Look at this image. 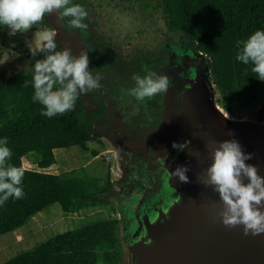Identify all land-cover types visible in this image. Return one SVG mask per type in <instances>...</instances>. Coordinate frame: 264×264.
I'll use <instances>...</instances> for the list:
<instances>
[{
	"label": "trees",
	"instance_id": "trees-1",
	"mask_svg": "<svg viewBox=\"0 0 264 264\" xmlns=\"http://www.w3.org/2000/svg\"><path fill=\"white\" fill-rule=\"evenodd\" d=\"M141 1L146 9L159 12L166 31L185 35L189 46L207 59L209 76L226 110L230 111L234 103L244 107L251 104L260 79L251 71L252 65L236 60V55L242 47H238L239 41L264 30V0ZM4 27L0 25V29ZM27 54L30 52L25 50L20 57L24 59ZM4 66L5 72H0V139L6 137L12 151L7 163L24 170V197L9 198L0 205V237L54 203L66 213L93 206L112 207L120 194L113 188L110 173L105 178L91 176L80 166L56 174L22 165V159L31 155L38 168H46L55 162L54 149H87V143L100 141L92 119L100 125L98 117L103 107L86 114V102L78 97L67 113L43 116V106L32 99L34 63H22L19 68L12 63ZM90 152L97 155L95 150ZM120 224L118 218H112L60 232L2 264H121Z\"/></svg>",
	"mask_w": 264,
	"mask_h": 264
},
{
	"label": "water",
	"instance_id": "water-1",
	"mask_svg": "<svg viewBox=\"0 0 264 264\" xmlns=\"http://www.w3.org/2000/svg\"><path fill=\"white\" fill-rule=\"evenodd\" d=\"M52 14L56 20V14ZM58 26L61 27L59 23ZM183 48L184 55H181L187 59L185 64L180 59L179 65L175 66L172 56L167 61L169 69L172 65L170 74H166L171 81L167 94L158 95L157 100L147 104L150 120L146 123L151 124L147 127V136L128 140L123 131L120 138V146L127 152L124 165L142 163L147 167L145 172L150 179L144 189H135L129 199L117 204L122 227L123 264H264V233L245 235L243 226L225 227L217 218L222 207L219 195L212 196V187L201 182L206 178V168L212 163L213 149L218 142L231 139L237 140L246 154H252L246 163L256 166L258 174L264 177V110L258 115L263 120L242 122L226 118L219 106H210L205 96L209 89L200 82L195 84L194 76L187 75L192 66L197 72L209 75L207 65H203L204 56L186 44ZM260 82L263 91L264 81ZM85 113L88 114L87 109ZM92 122L96 129L106 131ZM188 141L190 144L183 151L173 147V142ZM210 145V152L206 153ZM150 147L153 149L146 154L145 149ZM130 154L136 155L130 157ZM170 155H174V165L164 160ZM157 161L162 166H157ZM178 166H187L189 182L171 177V172ZM158 169L169 171L171 189L183 191L178 199V195L168 194L172 199L169 197L164 207L159 202L166 198L153 192L154 174ZM243 182L249 181L244 178ZM146 187L152 188L151 193H144ZM190 191L193 194L188 195Z\"/></svg>",
	"mask_w": 264,
	"mask_h": 264
},
{
	"label": "rangeland",
	"instance_id": "rangeland-1",
	"mask_svg": "<svg viewBox=\"0 0 264 264\" xmlns=\"http://www.w3.org/2000/svg\"><path fill=\"white\" fill-rule=\"evenodd\" d=\"M71 3L79 4L87 11L88 15L82 23L85 25V28L89 30V32L92 33L94 31L97 32L98 35H102L101 39L106 42L105 44H107V46L102 52H100L101 48L98 45H95V43L92 44L89 37L79 39L72 36L75 29L69 28L68 25L70 18L68 17L62 19L65 27L69 30L65 34L64 42L70 47L73 54L77 56H79L82 51L88 52L90 62L89 70L93 71V75L96 74V70L93 67L94 65L97 66L101 63L107 64L103 70L107 72L104 76V78L107 79H101L100 83L102 87L98 92L106 101L107 96L112 99L108 101L112 108L117 107V101L114 97H125V99H123L124 104H126V107H123L124 116L131 120L130 132L127 137L128 140H134L147 136V127L151 125L150 123H146L150 120L147 112V104L150 100L146 98L143 102H140L128 94V90L135 86L133 76L140 75L143 77L150 72L170 74L172 65H170V69L166 66L168 65L167 61L169 60V56H172L171 61H173L175 66L179 65L177 63L180 62V59L182 60V63L185 64L187 59L181 54L183 53L184 55L185 50L183 47L185 44L186 46H189L188 39L183 34H168L165 29V23L159 12L157 10L152 11L150 9H146L141 0H131L128 2H122L120 0H71ZM46 18L50 23L53 22L51 16L47 15ZM54 28L55 26L53 25V28L49 29L51 30ZM50 30L47 29V31L51 32ZM33 36L38 38L39 34L37 35L33 32L32 28L24 33H18L15 36H10L9 30L6 27L0 29L1 73L3 72L2 67L4 64L12 63L13 65H16L15 68H19L22 66V63L30 61V55L28 57H24V59L20 56L22 52L28 48L27 42H31V39L33 41ZM92 45L94 49L91 52L90 49ZM188 51H190V48ZM96 52L98 53V57ZM104 53H107L108 56L111 57L110 61H106L103 56ZM138 53L140 55L137 59L139 64L146 63L145 71L142 70L141 65L138 66L137 63L134 64L132 61ZM40 59H44V57L37 58V60ZM203 60V65H207V59L204 57ZM131 63L134 64V68L135 65L138 66L136 67L137 71L132 69L133 66L131 67ZM181 69L182 68H180V70ZM187 75L191 77L194 76L193 78L196 80L195 84L200 82L202 86L204 85L207 89H209V92H206L205 96L206 101H208L210 106L221 107L236 121H261L262 118L258 117L259 113L264 110V90L262 91V87L260 85L261 82H259L256 98L250 105L244 107L239 103H234L231 106V110L228 111L225 109L221 101V97L216 86L212 85L213 83L211 82L209 75L204 74L202 71L197 72L193 66L189 69ZM111 82L118 85L120 93L118 92L117 95L110 92L106 86V84H109V87H112L114 84ZM158 97L159 96H156L151 99L153 100L152 102L157 100ZM168 97L169 95L165 97V106L167 105ZM110 138L112 139L113 137L110 136ZM87 146V150L82 149L79 146L55 149V162L52 164L49 171L46 172L51 171L54 173H62L70 169L80 167L83 165L82 162H84L85 170L89 175L105 178L108 173H111L112 166L114 164V153L112 149H110L109 144L105 142L87 143ZM191 146H195L193 140L191 141ZM115 149L118 148L116 147ZM152 149L153 148L151 147L146 148V154ZM210 149L211 145L205 152H210ZM91 150H95L97 155L93 156L90 152ZM121 153V155H124V153L127 152L121 150ZM135 155L136 154H130V157ZM172 158H174V155H170L169 158L164 160L167 163L174 165L175 161ZM144 163L145 162H143V164ZM141 164L142 163H134L130 166H138L143 177L150 180L145 172L147 167ZM22 165L28 169L39 170V168L33 163L31 155H27V157L22 159ZM158 165L162 166L160 161H157V166ZM168 172L169 171L166 172L162 169L159 171L158 169V172L154 174L155 184L153 186V192L166 198V200L159 202V204L163 207L167 206V202L169 201L170 196H168V194L171 193L178 195V199L183 192L181 190H174L170 188L172 178L170 176L168 178ZM182 187L183 186H181V189H184V187ZM168 188H170L171 191H169ZM151 189L152 188L149 189L146 187L144 193H151ZM167 190L169 193H167ZM163 193H167V195H163ZM189 194H193V191H190V193L188 192V195ZM210 194L216 197L218 193L213 191L212 188ZM159 197L161 196H157V198ZM163 197H161V199H163ZM170 198L172 199V197ZM171 203L172 202L170 200L169 204ZM112 204V207L96 206L74 213L63 212L58 203L50 205L46 209L36 213L25 225L0 237V264L4 263L17 253L34 247L60 232L77 228L90 222L104 221L116 217L118 218L117 202L112 201ZM119 231H121V229H119ZM118 249L123 253L121 244H118ZM122 253L121 255L123 258Z\"/></svg>",
	"mask_w": 264,
	"mask_h": 264
},
{
	"label": "clouds",
	"instance_id": "clouds-1",
	"mask_svg": "<svg viewBox=\"0 0 264 264\" xmlns=\"http://www.w3.org/2000/svg\"><path fill=\"white\" fill-rule=\"evenodd\" d=\"M54 11L59 13L60 19L70 18V29L85 27L82 21L87 11L79 4H72L71 0H0V25L8 28L10 36H15L28 31L43 20L45 14ZM54 37V33L44 31L34 44L27 42L33 57L38 53L46 56L34 64L32 99L43 106L41 115L49 118L72 110L79 95L102 87L103 78L100 72L93 75L89 70L87 51L76 56L68 48L57 50ZM238 47L236 60L251 64V71L264 81V30H256L246 40L239 41ZM133 80L135 86L128 94L140 102L167 94L171 83L168 75L155 72L143 77L134 75ZM189 144L190 141L173 142V147L183 151ZM11 156L7 138L0 139V205L9 198L24 197L21 186L24 170L7 163ZM251 156L235 139L218 142L212 152V163L205 170L206 178L201 182L218 193L222 207L217 218L225 227L243 226L245 235H259L264 233V177L258 174L256 166L246 163ZM187 171V166H178L171 177L187 183ZM244 178L249 182L245 184Z\"/></svg>",
	"mask_w": 264,
	"mask_h": 264
},
{
	"label": "flooded vegetation",
	"instance_id": "flooded-vegetation-1",
	"mask_svg": "<svg viewBox=\"0 0 264 264\" xmlns=\"http://www.w3.org/2000/svg\"><path fill=\"white\" fill-rule=\"evenodd\" d=\"M120 1H122V0H120ZM107 5H109V4H107ZM54 13L56 14V17H57L56 20L54 19L53 14H50V15L45 14V17L43 19H45L47 21V24L37 23V24L32 26V31L35 32L37 35L38 34L41 35L44 31H47V29L50 30L49 28H53V25H54L55 28L51 29L50 31L55 34V40L57 42V50H61V49H65V48L70 49V47L68 45H66V43L64 42L65 34L69 30L65 27V24L62 22V19L59 18V13L56 11H54ZM47 15L51 16V19H53L52 23H50L47 20V18H46ZM58 23L60 24L61 27L58 26ZM167 33L173 34V33H170L168 31H167ZM72 36H75L76 38H79V39L89 37L91 39L90 42H92V44L95 43V45H98L101 48L100 52H102L103 49L107 46V44H105L106 42L101 39L102 35H98L97 32H94V31L91 33L85 27L80 28V29H75V32L73 33ZM35 37L36 36H33V41L31 39V42L33 44L35 43V40L37 39ZM93 49H94V47L92 45L90 51L92 52ZM26 50H28L30 52L29 47ZM96 54L98 57L97 52H96ZM29 55H30V61L33 62L34 64H35L38 57L46 58L44 53H38L35 57H33L31 52H30V54H27V56H29ZM73 55H75V54H73ZM103 56L106 59V61L111 60V57L108 56L107 53L106 54L104 53ZM139 57H140V55L138 53V55H136L135 59L132 61L134 64L137 63L138 66L141 65L142 70L145 71L146 63L139 64V62L137 60ZM133 63H131L130 65H131V67L133 66L132 67L133 70L137 71L136 67H138V66L135 65V68H134ZM4 65H6V64H4ZM4 65H3V67H5ZM105 66H107L106 63L105 64L101 63V64H98L97 66L96 65L93 66L94 69L96 70V72L101 73L104 80L107 79V78H104L105 74L107 73L106 71H103L105 69ZM98 68L100 69V71ZM3 72H5V71H3ZM111 83L114 84L113 82H111ZM106 86L110 90V92H112L113 94L117 95L118 92L120 93L118 85L114 84L112 87H109V84H106ZM99 90L100 89L92 90L88 93L79 95V97L82 98L83 101L86 102V104H84V106L88 110V112L89 111H97L98 112L100 109L99 106L101 105L103 107L101 110V113L99 114L98 120L100 122L99 126H101L102 129L106 130V131L105 132L100 131V130L95 128L96 131L99 132V138H100V141H95V142H97V143H102V142L108 143L109 146H111V149H112V145L114 144L116 147L120 148L121 150H124L120 146V138L122 136L123 131H124V138L128 137V134L130 132V125H131V120L128 119L127 117H125L124 112H123V107H126V104H124V102H123V99H125V97L120 96V98L123 97L121 99L119 97H114V99L117 101V107L112 108V106L108 103V101H110L112 99L107 96L106 97L107 101H106L103 98V96H101V94L98 92ZM92 121H94L96 123V120L92 119ZM110 136H112L113 138L111 139ZM125 154L126 153H124L123 156H125ZM117 164L119 166L118 170L120 171V173L117 176V179L113 182V188L115 189L116 192H118L120 194V198H119V201H120L123 199H129L132 192L136 188H143L146 184H148L149 180L147 178L145 179L143 177L142 172L140 171V168L138 166L137 167L136 166L131 167L130 165H124V160H122L123 168L121 166L120 160ZM130 168H131V170H130ZM123 169H125V173H122ZM130 187H132V188L129 191ZM119 201L113 200V202H117V204Z\"/></svg>",
	"mask_w": 264,
	"mask_h": 264
},
{
	"label": "crops",
	"instance_id": "crops-1",
	"mask_svg": "<svg viewBox=\"0 0 264 264\" xmlns=\"http://www.w3.org/2000/svg\"><path fill=\"white\" fill-rule=\"evenodd\" d=\"M92 142H95V141H91V142H89V143H92ZM97 143V142H96ZM114 145V144H113ZM112 145V151H113V156H114V164H113V166H112V171H111V173H110V175H111V179H112V181L114 182L116 179H117V176L119 175V173H120V171L118 170V162H119V160H120V162H121V166H122V168H123V165H122V160H126L124 157L125 156H123V155H121V149L120 148H118V149H115L116 148V146L114 145L113 146ZM70 147H72V146H70ZM88 147V146H87ZM66 148H68V147H66ZM57 149H59V148H57ZM110 149H111V146H110ZM55 150V149H54ZM87 150V149H86ZM124 152H126V150H123ZM53 152H55V151H53ZM55 156V155H54ZM118 160V161H117ZM82 166L85 168V164H84V162H82ZM133 166H135V165H133ZM52 167V164L49 166V167H46V168H39V171H49V169ZM77 168V167H76ZM50 173H54V172H51L50 171ZM122 173H123V171H122ZM56 174H58V173H56ZM136 189H138V188H136ZM93 207H96V206H93ZM93 207H89V208H93ZM89 208H86V209H89ZM86 209H82V210H86ZM81 211V210H80ZM117 214H118V212H117ZM117 218V217H116ZM118 219H119V215H118ZM119 229H121V231H120V234H119V245L121 244V246H122V250H124V247H123V244H122V242H121V236H122V227L120 228L119 227ZM121 253H122V251H121ZM123 255H124V251H123V253H122ZM123 261H124V256H123V258H122V261H121V264H123Z\"/></svg>",
	"mask_w": 264,
	"mask_h": 264
},
{
	"label": "bare ground",
	"instance_id": "bare-ground-1",
	"mask_svg": "<svg viewBox=\"0 0 264 264\" xmlns=\"http://www.w3.org/2000/svg\"><path fill=\"white\" fill-rule=\"evenodd\" d=\"M150 107H152L151 105H149ZM220 111L224 113L225 117L228 118V119H231V117L223 110L221 109V107H219ZM150 112L152 111L151 108L149 110Z\"/></svg>",
	"mask_w": 264,
	"mask_h": 264
}]
</instances>
